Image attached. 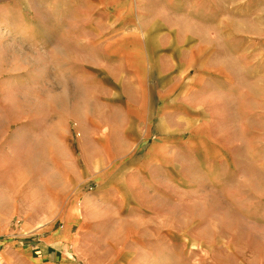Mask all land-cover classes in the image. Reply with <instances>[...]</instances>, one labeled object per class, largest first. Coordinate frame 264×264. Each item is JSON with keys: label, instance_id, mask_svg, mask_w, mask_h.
Returning a JSON list of instances; mask_svg holds the SVG:
<instances>
[{"label": "crops", "instance_id": "1", "mask_svg": "<svg viewBox=\"0 0 264 264\" xmlns=\"http://www.w3.org/2000/svg\"><path fill=\"white\" fill-rule=\"evenodd\" d=\"M252 2L0 0V109L34 78L76 96L28 147L36 185L0 182V205H19L0 215V264H169L170 238L227 237L232 205L199 195L230 187L236 143L264 141V22L250 34L264 0ZM12 151L1 135L0 174Z\"/></svg>", "mask_w": 264, "mask_h": 264}, {"label": "rangeland", "instance_id": "2", "mask_svg": "<svg viewBox=\"0 0 264 264\" xmlns=\"http://www.w3.org/2000/svg\"><path fill=\"white\" fill-rule=\"evenodd\" d=\"M241 1L233 0L234 6H242ZM254 4L256 0L251 6ZM234 16L240 18L241 14ZM250 16V34L259 35L256 30L264 22V14ZM240 25L234 26L235 38H242L245 32L242 34ZM32 81L36 84L34 88L27 87L25 93L9 95L0 109V136L3 135L9 149L15 154V157L5 159L7 163L4 174H0V182L9 186L11 179L15 178L16 192H24L26 188L36 185L37 175L30 172L33 156L27 155H30V146L53 134V104L66 103V98L76 97L71 94L53 95V78L43 77L41 84L37 78ZM249 138L244 146L235 144L234 179L230 187L222 194L220 191L205 190L199 195L205 199L223 197L230 202L233 210L229 211L228 207V221L219 223V229H222L220 233L227 234V237L202 236L185 239L184 243L170 238V253L163 255L169 264H264V141L255 140V136ZM42 160V176H48L49 167H53V158L52 164L47 158ZM49 175L53 176V172ZM14 197L10 203L0 205V215L6 211H18L17 194ZM18 219V215H15L10 223L11 228L12 224L19 225L21 221L17 222ZM142 255L135 256L138 264ZM3 261V264H12L6 263L5 258ZM15 262L30 264L24 258Z\"/></svg>", "mask_w": 264, "mask_h": 264}]
</instances>
